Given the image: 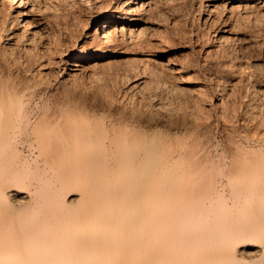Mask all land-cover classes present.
I'll list each match as a JSON object with an SVG mask.
<instances>
[{
	"label": "bare ground",
	"instance_id": "bare-ground-1",
	"mask_svg": "<svg viewBox=\"0 0 264 264\" xmlns=\"http://www.w3.org/2000/svg\"><path fill=\"white\" fill-rule=\"evenodd\" d=\"M93 1L95 14L92 17L84 20L78 15L72 16L73 25L67 17L61 19L64 22L61 24L62 32L58 34L61 30L58 21H54V28L50 27L48 19L51 20V17H45L46 8L39 1L0 0V264H264V248L257 245L244 244L230 250L235 241L264 240V146L255 149L234 141L235 152L231 153L230 164L223 166L219 160L214 161L209 156L208 148L205 149L203 143L207 141L200 137L198 128L209 131V127L204 124V119L202 123L194 117L198 109L193 115L194 120L190 123L182 121V126L174 132V140L169 136V141L168 136H161L158 130L151 131L153 125L148 123V118L147 122H143L134 114L130 119L115 118L114 115L98 117L95 115V102L88 105L75 100L77 95L75 98L71 97L72 94L69 96L66 87L61 90L62 96L59 92L48 90L53 82L50 79L53 68L57 81L64 87L65 82L81 76L84 70L87 72L86 69H91L89 72L93 73L95 67L102 64L113 67V63L115 69L122 67L124 74L121 76L126 75L124 78L128 74L132 76V73L136 76L137 66L131 68L136 61L144 62L142 67L139 64L141 68L145 67L144 70L152 66L145 63L154 61L156 65L155 59L141 52L144 48L140 51L142 54L133 60L129 56L115 60L130 45L141 44V48L142 45L145 48L150 46L147 51L157 46L158 41L143 37L147 28L146 20L141 17L143 12L157 11L152 10L157 5H153L156 0ZM262 6L264 4L259 0H225L223 11L218 14L221 15L219 21L209 18L210 10L204 21L208 20L212 26L221 24L222 29L209 36L213 44L205 48V55L216 53L229 43L239 42L234 32L238 24H234L248 12L264 8ZM160 44L158 42V46ZM156 46L152 48L154 52L162 50L161 46ZM233 67L237 68L233 65L229 69L235 71ZM125 68H129L128 71L131 69V74ZM163 71L166 74L167 69ZM172 72L166 75H172ZM212 72L210 81H216ZM239 72L244 74L241 70ZM238 73V80L236 74L235 77L234 74H226L223 79L226 82L211 86L218 96L214 101L210 102L212 91L211 97L201 96L204 95L201 91L207 87L202 86L201 95L197 93L200 95V106L205 105L204 101L209 98L205 106L211 109L214 106L217 108V105L222 107L224 98L228 100L236 92L238 96V91L242 90L241 84L248 81L246 75L243 77ZM134 76L131 81L135 84L131 90L140 88L146 79H134ZM207 78L203 77L201 82L205 80L203 83L207 84ZM107 103L109 110L111 104ZM201 108L204 109L203 106ZM228 115V121L232 120ZM261 137L259 140L262 139L264 144V137ZM23 145L32 148V158L22 157ZM219 176L237 183L235 196L246 206L255 205L251 214L242 210L238 215L242 220L229 219L224 207L220 206L224 211L222 214L219 207V212L208 208L215 201L218 191L215 179Z\"/></svg>",
	"mask_w": 264,
	"mask_h": 264
},
{
	"label": "rangeland",
	"instance_id": "rangeland-1",
	"mask_svg": "<svg viewBox=\"0 0 264 264\" xmlns=\"http://www.w3.org/2000/svg\"><path fill=\"white\" fill-rule=\"evenodd\" d=\"M37 1H39V3L41 4V6L44 9L46 8L45 9V17L46 18H48L49 16L51 17V18L49 17L51 20L48 19V24L50 25V27H53V28H54V23L58 21L57 24L59 23L58 25H60V29H61V24H63L62 22H64L61 19L65 20L66 17H67V20L69 19L71 21L70 23H72L73 22L72 21L73 20L72 18L75 17L76 15H78L79 18H81V19L88 20L90 17H92L95 14V9H94V6H93L94 5L93 4L94 3L93 0H84V1L83 0H75V1L74 0H37ZM170 1L171 0H156V1H154V4L153 5H155V4H157V5H155L154 8L152 7L153 8L152 10L155 9L157 11H151L150 10V12L149 11L148 12H143V15L141 14V17L143 18V20H146L145 23H146V28H147V30H146L147 33H145L146 35H144L143 37H145L146 39L148 38V39H151V40H153L155 42L158 41L159 43H161L158 46V42H157L156 43L157 46L156 45L155 46L156 47H159V48L161 46L162 48H160V49H162L161 50L162 52L159 51V49L156 50V48H155V50L158 51V52H154V50H153L154 47H155L154 44H153L154 47H151V50H153V51H151L150 49H149L150 51L149 50L147 51V49L150 46H148V48H145L142 45V48H141V44H137V45H140V46H137L136 44H134V46L132 45V47H131V45L129 46V49H130V47L132 49V50L130 49L131 52H130L129 49H126V52H125L126 54L125 53L120 54V55L116 56V59H115V60H119V59L122 60V59H125V57L127 58L129 56L128 58L131 59V57H132V60H133L135 58V56H138L139 54H142L143 53L145 55H148V56L152 57L153 60L155 59L156 65L153 64L154 61H150L152 64L149 63V62H148L149 64L148 63H145L148 66L149 65H152V66L151 67L149 66V67H147L148 69H145L144 70L145 67L144 68H141L142 65H144L143 64L144 62L143 63L141 62L142 63L141 64L138 61H136V64H134V66H131V65H129V66H131V68L132 67L135 68V65H136L137 68H135V70L137 69L138 71L137 70L136 71L139 72L142 75H140L139 73L135 72L136 73L135 74L136 76H134L133 73H132V76H130L128 74V72L130 73L131 69H130V71H128L127 69H129V68H125L126 69L125 71H128L127 72L128 75H127L126 78H124L126 75L125 76H121V75L124 74L123 73L124 72V69L123 70L121 69L122 67L121 68H118L119 71H120V73H118L119 71H118L117 68H116L117 71L116 72L114 71V69H115L114 66L115 65L113 63L111 65L113 67L108 66V67H110V68H108V67H106L105 64L104 65L102 64V62H103L102 61L101 62L102 66L100 65L99 67H95V70L92 69L95 72L92 71L93 73H91V72H89L91 69H86L87 72L85 70H84L85 72L83 71L85 74L82 72L81 76L79 75L80 77L78 76L76 78H73L71 80H68L67 82H65L64 87H62L60 85L59 81H57V78H56L57 77V74H56V71H54V68H53L52 69L53 70L52 71L53 74L51 73L52 75H50V79L53 80V82H52L53 84L51 83V86H50V88H48V90L51 91V92H54V93L55 92L56 93L59 92L60 93V96H62V94H61L62 91L61 90H63L62 88H65L66 87L67 93L69 94V96H71L70 94H72L71 97L75 98L76 95H77V97L75 98V100H78L79 99L81 102L88 103V105L89 104H93L95 102L94 103L96 105L95 106V109L97 110V111H95V115L98 116V117L99 116L100 117L101 116L102 117H105L106 116L105 118H107L109 115H112V116L114 115L115 118L116 117L117 118L118 117L119 118L121 117V118H129L130 119V117L134 114L135 116H137L138 118H140L142 121L144 120L143 122H147V118H148V121H149L148 123H150V125H153L151 131H153V132L155 131L156 132L158 130L161 136H163L164 134H165V136H163V137H167L168 136L167 137L168 140H169V136H171L170 137V139L172 138L171 140H174V138H173V136L175 134L174 132L176 131V129L178 131L179 128H180V126H182L181 125V123H183L182 121L187 120V122L189 121L188 123H190V121L192 122V120H194V117L199 122H202L203 119H204V122H205L204 124L208 125L209 131H207L203 127H201V128L199 127L198 128L199 129V132L201 133L200 134V137L202 139H204V142L207 141V142L203 143V141L201 139V142L204 144V146H206L205 149L208 148L207 151H209V156L214 161L217 159V160L220 161V163L223 166H228L230 164V161H231V156L235 152V143H234V141L235 142L238 141V143L240 142L241 144L243 143L242 146H251V147H254L255 149L258 148L259 146H264V144H262V142H261L262 139L259 140V138L261 136L264 137V134H262V133H264V119H262V118H264V93L261 92V91H264V83H262V82H264V79H262V78H264V8H262L261 10L255 9V10H253L252 13L251 12L250 13L248 12V15L246 14L247 17L246 16L245 17L243 16L242 19H239L240 21L238 20V22L234 24V25H237L238 24V26L240 25V28L241 29L238 26H236V28H234L235 31L233 29V31L235 32V35L237 36V39H239L240 41L238 42V40H237V41L231 43L232 45L230 43H229L230 45L229 44L228 45H224L226 48L223 47V49L225 48L224 50L225 51H228L229 54H228V52H225L222 49V50H219L218 52H216L217 54L215 52H213L214 54L213 53H209L208 55H205V52H204L205 48L208 47V46H211L213 44L212 41H211V39L209 40V38L212 37L211 35H213L214 32H219L222 29V25L220 24V25L212 26V23L211 22H209L208 20L207 21H204V19H206V17L208 16V13L211 10V12L209 13V18L211 17V19L216 20V21H219L220 18H218V17H220L221 15H218V14H221L222 13V11H223L222 10L223 9V4H224L225 0H172L171 2ZM259 1H260L261 4H264V0H259ZM76 7H78V8H76ZM262 7H264V6H262ZM215 9H217V10H215ZM256 10H258L259 12H257ZM74 11H75V13H73ZM69 13L72 14V15L69 16ZM144 13H146V15ZM252 14H253V16H252ZM254 14H256V15H254ZM65 15H67V16H65ZM148 16H149V18H148ZM55 17H56V19H55ZM148 19H149V21H148ZM60 20H61V22H60ZM165 20H166V22H165ZM73 24L74 23H72V25ZM231 24H233V23H231ZM225 25H230V23H227V24L225 23ZM238 30H240V31L238 32ZM61 32H62V29L59 30V33L58 34H60ZM185 32H186V34H185ZM201 34H203V35H201ZM163 35L165 36V39H164V36ZM178 35H179V38H178ZM149 36H152V37L149 38ZM209 36H211V37H209ZM182 38H184V39H182ZM162 40H164V41H162ZM166 40H168V41H166ZM206 43H208V44H206ZM139 47H140V50H139ZM239 47L241 48V50H240ZM136 48L139 51H137ZM143 48L145 50H142ZM135 49H136V51H135ZM196 49H197V51H196ZM127 50H129V52H127ZM198 50H200V51H198ZM223 52H224V54H223ZM151 54H153L154 56L151 55ZM191 56H192V58H191ZM208 56H209V59H208ZM206 57H207V59H206ZM234 58H235V60H234ZM219 59H220V61H219ZM209 60H211L212 62L209 61ZM157 61H158V64H157ZM235 61H237L238 63L235 62ZM133 62L134 61H132L131 63H133ZM197 62H199V63H197ZM115 63H117V62H115ZM131 63H128V64H131ZM187 63L190 64L189 67H187L188 66ZM193 63H194V65H193ZM229 63L231 64V66H233V65L237 66V68L236 67L235 68L233 67L235 71L237 69H239V70L236 71V72L233 71V70H230L229 68H231V66L229 67V65H230ZM139 64H140L141 67L139 66ZM116 65H117V67H119V64H116ZM160 65L162 66L161 68L159 67ZM227 65H228L229 68H227ZM126 66H128V65H126ZM156 66H157V68H156ZM134 68H133V70H134ZM166 69H167V72H169V71H174V72L171 73L172 75L167 76L166 75L167 72L165 74L164 71H163V70L166 71ZM178 69L181 70V71H179ZM150 70L151 71L153 70L152 72H154V73L152 74V72H150ZM176 70H178L177 71L178 74L175 73ZM240 70H241V73H244V74H240V72H239ZM218 71H221V72H218ZM242 71H245V72H242ZM156 72H158V73H156ZM210 72L215 73V74L217 73L216 76H215V74H212L213 76L211 75L213 77V79L214 78H217L216 81L215 80L210 81V78H211L210 77V74H211ZM232 72H235V73H232ZM237 73H238V75L240 74V76L243 75V77H246L247 76L246 78H247L248 81H244L245 83L241 84L242 85V88L240 87L242 90L239 89L240 91H238L239 94H241L244 98L241 95L239 96V94H238V96H236L237 95V92L235 93L236 95H233L234 97L232 96V98L230 97V99L227 98L228 100H226L224 98L225 100L223 99L222 100L223 102L221 101L222 107H224V106H227L228 108L232 107L230 109H228L226 107L227 108V111H226V108L225 107H224L225 109H223L220 105H217L218 106L217 108H216V106L212 107L213 109H211L208 106H205V105H207V103L209 101V98H206V99H208V101L207 100L204 101L206 104L205 103H202V104H205V105H202L201 104L204 107V109H202L201 108L202 106H200V104H199L200 102H199V99H198V96L201 95V93H200L201 87L202 86H207V87H205V91L204 90L201 91V92H204V95H201V96L203 98L205 97V95H206V97H211V95L213 94V96L215 95L216 97L214 98L212 96V99L210 100V102L211 101H214L215 99H217L218 96L216 94H214L215 91H213V87L211 89V86H213L215 83H218V82H221V83L222 82H226V80L225 81L223 80V79H225L226 74H227V76H230V75L234 74L233 77H235V74H236V80H238L237 79V77H238L237 76ZM137 74L139 76H137ZM144 74H146L147 76L144 75ZM151 74L154 75V76H151ZM192 74H193V76H192ZM109 75H111V76H109ZM203 75H205V76H203ZM244 75H246V76H244ZM118 76H119V78H118ZM133 76H134V79H135V77H137V78L138 77H144V78H146L145 79V82H147V83L144 82V84L142 86H140V88L139 87L138 88H132V90H131V86L134 83V82L131 81L133 79ZM202 76L205 77V78H207V76L209 77V78L206 79L207 84L203 83V81L205 82V80H202V82H201V79L203 78ZM155 77H158L157 78L158 80ZM249 78H251V79L249 80ZM54 79H56V80L54 81ZM77 79H80V80H77ZM126 79H127V81H126ZM147 79H149V81ZM120 80H122V82L123 83L125 82V83L122 84V82ZM152 80L155 81L154 82L155 84L153 83ZM174 80H175V82H174ZM207 80H209L210 82H208ZM158 81H159L160 84H158ZM68 82H69L70 85L68 84ZM211 82H213V84ZM237 82L238 81H236L235 83H237ZM112 83H114V84H112ZM126 83H128V84H126ZM208 83H210V84H208ZM248 83H249V85H248ZM253 83H254V85L251 86ZM111 84L114 85L116 88L113 87ZM121 84L124 87L121 86ZM163 85H164V87H163ZM83 86H84V88H83ZM96 87H98V88H96ZM253 87H254V89L255 88L256 89L254 90ZM78 88H79V90H78ZM178 88L181 91H179ZM198 88H200L199 91H198ZM206 88H208V89L210 88L209 91H207L208 89H206ZM202 89H204V87H202ZM257 89H259L261 91H259ZM71 90H74V91L71 92ZM141 90H143V91H141ZM193 90H194V92H193ZM243 90H244V92H243ZM191 91H192V93H191ZM211 91H212V94H211ZM69 92H71V93H69ZM205 92H207L208 94L207 93L205 94ZM254 92H255V94H254ZM132 93H133V95H132ZM136 93L138 95H136ZM197 93H200V95L197 94ZM159 94H160V96H159ZM209 94H210V96H209ZM179 95H181V96H179ZM187 95H189V96H187ZM257 95H258V97H257ZM139 96H141V97H139ZM121 98H123V99H121ZM193 98H195L194 99L195 101L192 100ZM93 99H95V100H93ZM133 99H134L135 102L133 101ZM103 101H105V103ZM107 102L108 103L110 102L109 105L111 104V109H109V110H108V108H106L107 107V105H106ZM259 102H261V103H259ZM191 103H192V105H191ZM230 103H232V104H230ZM243 103H244V105H243ZM235 104H237V106ZM250 104H252V105H250ZM97 105H99V106H97ZM157 106L159 108H156ZM199 106H200V108H198ZM219 106H220V108H219ZM233 107H235V109ZM208 108L211 109V110L208 111L209 110ZM199 109H201V110H199ZM205 109H208V110H206V112H205ZM219 109L222 110V111L220 112ZM231 109H232V114H230L231 113ZM261 109H262V111H261ZM195 110H197V112ZM244 110H245V112H244ZM253 110H254V112H253ZM176 111H177V113H176ZM182 111H184V112H182ZM189 111H190V113H189ZM224 111H226V112H224ZM193 112H194V114H193ZM195 112L197 114H200V115H198L200 118L197 116V114ZM200 112H202V113H200ZM216 112L219 115H217ZM118 113H119V116H118ZM184 113H186V114L184 115ZM206 113H208V114H206ZM249 113H250V115L252 117L249 115ZM120 114H121V116H120ZM234 114L236 116H234ZM193 115H195V116L193 117ZM227 115L230 116L229 119L232 117L231 119L233 121L232 120H229L228 121ZM231 115H233V116H231ZM259 115H261V116H259ZM234 117H235V120L233 119ZM180 119H181V121H180ZM205 119H207V120L205 121ZM232 122L235 123V124H233ZM163 123H164V125H163ZM167 123H169V124H167ZM222 123H224V124H222ZM230 123H232V124H230ZM222 125H224V126H222ZM229 125H231V126H229ZM232 125H234V128H233ZM174 127H175V129H174ZM225 127H228V128H225ZM163 128H165V129H163ZM203 129H204V131H203ZM218 130H220V131H218ZM164 132H166V133H164ZM231 133H234V134L231 135ZM204 134H206V135H204ZM253 135H254V137H253ZM256 135H258L259 137L257 136L258 137L257 138ZM244 136H247V137L245 138ZM228 138H230V139H228ZM246 139H251V140H246ZM171 140H169V141H171ZM232 140H233V143H231ZM171 143H174V142L172 141ZM226 144L227 145L229 144V145L227 146ZM233 144H234V146H233ZM173 146H174V144H173ZM21 148H22L21 151H23L22 152L23 153V156H22L23 158H27V157L29 159L32 158V155L34 154V151H32V148L28 149L29 147H27V145H23V147H21ZM214 150H216V151H214ZM215 181H216L215 182V188H216V190L218 189V191L216 192L217 195L215 193V198H214L215 201L213 200L214 201V202H212L213 204L211 203V206L212 205L213 206L212 207L209 206L208 208H211V210H215V211L218 210V212H219V209L221 208L220 206H222V208L224 207L223 209H224L225 212L221 208L220 210H222V211H220V213L221 212L226 213V215L228 217L224 214L225 217H227L229 219L230 218H239V219L241 218L240 220H242V217L241 216H238V215L240 214V212L242 210L245 211V212H247V213H249V214H251L253 212V209H254L255 205L246 206L243 203L242 200L238 199L235 196V190L234 189L237 186V185H235L237 183H233V182L229 181L228 179H226L225 177H222V176L217 177L215 179ZM217 184H218V186H217ZM218 192H219V194H218ZM217 197H218V199H217ZM218 200H220L219 201V204L217 203L219 206H217V204H216V202H218ZM220 202L223 203V204H220ZM214 204H215V207H214ZM236 205L239 206V207H237ZM232 206H234V207H232ZM217 207H219V209ZM234 215H235V217H234ZM244 244L245 245L253 244V245H257L260 248H264V240H262V239H259V240L246 239L244 241L243 240L235 241L230 246V250L231 251L232 250H236L238 247L243 246Z\"/></svg>",
	"mask_w": 264,
	"mask_h": 264
}]
</instances>
